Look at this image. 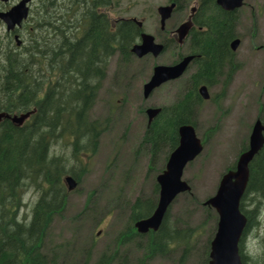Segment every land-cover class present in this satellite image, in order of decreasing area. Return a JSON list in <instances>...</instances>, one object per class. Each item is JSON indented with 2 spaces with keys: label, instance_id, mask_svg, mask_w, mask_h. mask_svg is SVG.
I'll use <instances>...</instances> for the list:
<instances>
[{
  "label": "trees",
  "instance_id": "1",
  "mask_svg": "<svg viewBox=\"0 0 264 264\" xmlns=\"http://www.w3.org/2000/svg\"><path fill=\"white\" fill-rule=\"evenodd\" d=\"M176 1L175 12L183 10L188 0ZM96 5H100L99 0ZM195 7L194 25L186 41L178 45L184 50L177 54L178 58L186 53L194 54L192 71L187 78L184 76L181 93L173 102L160 105L151 122L145 114L147 106L141 108L145 99L140 97V112L146 121L131 155L134 161L141 155L147 156L143 179L149 185L148 192L140 191L128 197L121 188L108 201L106 209L98 212L97 225L111 214L112 235L93 261L91 242L76 247L75 233L55 241L51 226L67 206L69 190L63 176L70 173L77 183L81 182L85 169L76 171L72 163L83 165L81 154L95 152L100 137L113 128L112 118L123 115L126 110L124 95L123 99L109 104L104 117H91L113 58L117 87H124L126 94L131 91L132 84L127 79L132 75L127 67L135 56L130 49L138 41L142 27L130 20H117L109 28L108 21L97 15L86 21H72L83 27L76 39L67 35L64 38L59 20L49 21L43 30L41 21L34 23L33 31L26 28V39L20 49H12L6 38H0V112L30 114L21 124L0 118V264H151L157 258L177 264H185L189 259L194 264H210V240L218 217L212 207L204 205L206 197L202 199L198 195L191 181L196 182L202 176L201 167H193L196 160L187 165L191 171L190 190L175 198L172 216L169 207L156 231L139 233L134 226L136 220L149 216L157 205L156 176L163 171L169 153L178 144V127L191 123L196 132H201L203 151L216 131L215 126L201 131L198 125L203 102L199 86L212 87L217 83L227 86L239 66L235 52L230 49L231 40L238 36V9L224 10L215 0H198ZM45 35L46 48L42 42ZM45 56L48 61L43 59ZM146 57L137 58L141 71ZM150 74L151 71L147 78ZM125 134L124 130L122 137ZM58 139L67 140L71 145L68 158L52 152ZM247 147L248 141L244 138L234 161L224 166L222 172L233 169L236 157ZM113 165L112 159L106 169L112 170ZM131 169L132 164L122 172L123 179L131 176ZM248 172L240 202L247 225L239 242V253L242 264H264V241L257 255L243 251L246 234L260 225L264 202V142L249 161ZM27 189L36 191L37 197L30 215L24 217L21 209ZM87 205L94 210L95 201ZM198 213V222L191 223ZM205 233L206 239L201 241ZM46 240L55 243L45 251Z\"/></svg>",
  "mask_w": 264,
  "mask_h": 264
},
{
  "label": "rangeland",
  "instance_id": "2",
  "mask_svg": "<svg viewBox=\"0 0 264 264\" xmlns=\"http://www.w3.org/2000/svg\"><path fill=\"white\" fill-rule=\"evenodd\" d=\"M14 1L10 0L6 5L9 7ZM111 2L112 7L108 11L110 16L114 18L135 17L141 20L143 23L142 30L153 34L155 39L159 41L160 37L162 38L187 19L190 9L197 5L198 0H188L183 10L174 12L166 21L164 32L159 28L157 7L166 4L167 0H111ZM32 7L34 8V5ZM53 11L58 12V10ZM238 13L240 20L237 25V37L240 39V43L234 52L239 66L232 74L227 86L219 83L212 87L207 86L210 96L208 99H203L198 116V125L201 131L213 126L216 127V131L210 137L205 150H202L194 159L196 162L193 167L196 169L201 167V172H199L202 174L201 179H197L196 182L192 180L188 166L183 172V179L189 185L188 178L193 184L195 183L196 191L202 199L215 192L223 173V167L234 161L240 142L244 138L248 141L255 120L260 118L264 121V0H244L243 5L238 8ZM4 32L5 26L0 22V38H5ZM24 34L25 41L26 29H24ZM181 51L184 50L172 43L162 54L156 57L146 55V60L143 62L145 68L142 71L137 57H134L127 67L128 72L132 75L127 79L132 84V89L127 94L124 87H117L115 83L118 81L114 77L115 58L108 65L106 77L91 111V117H104L109 104H112L116 99H123L124 95L126 110L123 115L117 114L112 118L114 126L100 137L95 152L86 151L81 154L80 160L83 165L72 163L73 169L76 171L81 169H85V171L81 182L68 191L65 211L54 220L51 226V237L55 241L70 238L75 233L77 237L76 247H82L91 242L93 244L91 261L97 257L112 235L111 214L104 217L97 225L96 222L100 217L98 212L106 209L108 201L121 188L128 197H133L140 191L148 192L149 185L143 179L146 172L147 156L141 155L134 161L131 155L132 146H137L146 121L140 112L142 84L148 79L147 76L154 64H169L176 59L177 54ZM191 71L192 66L189 65L181 80L168 81L156 88L147 99L142 97L145 99V104H141V108L142 106L165 105L176 100L183 89L184 76L187 78ZM124 130L126 134L122 137ZM196 133L201 139V132L197 131ZM70 151L71 145L67 144V140L59 139L52 150L54 154H60L67 158ZM112 159L114 162L113 169L107 170L106 166ZM131 164V176L123 179L122 172ZM67 175L71 174L66 173L63 179ZM64 183L67 187L65 180ZM36 197V191L25 190L23 194L24 205L21 209V214L24 217L30 215ZM174 200L169 206L170 216L175 211ZM90 201H95L94 210H90L87 205ZM199 215V213L195 214L191 223H197ZM76 227H79L78 230ZM206 236L205 233L201 241H205ZM53 240L50 243L46 240L45 251L49 250L55 243ZM263 241L264 202L260 214V225L250 229L246 234L243 251L257 255L261 251ZM151 264L177 263L168 259L157 258ZM185 264H194V261L189 259Z\"/></svg>",
  "mask_w": 264,
  "mask_h": 264
},
{
  "label": "water",
  "instance_id": "3",
  "mask_svg": "<svg viewBox=\"0 0 264 264\" xmlns=\"http://www.w3.org/2000/svg\"><path fill=\"white\" fill-rule=\"evenodd\" d=\"M8 1V0H1ZM224 10L233 11L243 5L244 0H215ZM29 0H19L7 10L0 11V20L5 24L6 30L11 31L18 27L28 16ZM176 6L175 0L167 5H159L160 27L163 29L165 21L171 16ZM195 6L190 9L187 19L181 22L176 31L177 39L182 41L193 26L192 14ZM137 25L142 26V21ZM17 38V37H16ZM20 41H18V44ZM240 43L238 37L230 42V48L235 51ZM164 50V44L157 42L153 34L142 31L140 42L134 43L131 52L137 57L145 55L158 56ZM194 54H187L179 61L172 64H155L149 78L142 84V97L148 98L152 92L163 83L179 78L184 74ZM203 99H208L210 94L205 84L198 88ZM159 106H148L145 109L147 121L151 120L160 111ZM29 112L8 114L0 112V118H8L16 124H21ZM264 125L257 119L248 137V147L241 152L236 161L235 167L224 171L219 179L215 192L204 200V205H209L217 213V224L215 233L210 241V264H242L239 253V242L245 232L247 217L240 209V202L245 193L248 182V164L257 150L264 142L262 131ZM179 140L177 146L169 153L165 168L156 176L159 185L158 201L153 212L134 222L139 233L156 231L177 195L190 190V185L183 179V172L186 165L193 161L202 151L203 143L197 136L195 127L191 123H183L178 127ZM64 180L67 182V189L76 187L77 181L72 175H67Z\"/></svg>",
  "mask_w": 264,
  "mask_h": 264
},
{
  "label": "flooded vegetation",
  "instance_id": "4",
  "mask_svg": "<svg viewBox=\"0 0 264 264\" xmlns=\"http://www.w3.org/2000/svg\"><path fill=\"white\" fill-rule=\"evenodd\" d=\"M18 1L19 0H15L8 7L6 4L9 3L10 0H8V1H1L0 0V4H2V6H0V7H2V8H0V11L9 9L12 5L17 3ZM99 1H100V5L95 6L97 0H29V2H28L29 10H28L27 18L24 19L18 27H15L11 31H7L6 27H5L4 35H5L7 44L12 49H20L21 46L25 42L24 41V37H25L24 29H26V26H27L29 31H33V25L36 21L42 22L41 27L43 30L44 28H47L49 26V21L59 20L61 22L60 25L63 27V30H64V38L67 35V36H73L75 39L81 36L83 27H82V24L72 22V21H78V22L80 20L86 21L90 18H93V16L99 15L100 17L105 18L108 21L109 28H112L114 21H117V20H130L136 24L138 21L141 22V20H138L135 17L114 18V17L110 16L109 12H108L110 10V8L112 7L111 0H99ZM172 1L173 0H167V3L164 5L170 4ZM175 2L177 3L176 0H175ZM33 5H34V8L32 7ZM51 5H53L55 7L51 8ZM90 5L91 6L93 5V7H91L89 9L90 10L89 11L88 7ZM175 9H176V6H175L172 14L175 12ZM53 10H58V12H54ZM235 10H237V9H235ZM94 12H96V14H92ZM172 14H171V16H172ZM158 17H159V15H158ZM166 21H165V25H164L163 29L161 27H159L162 32H164V30L166 28ZM0 22H2V21H0ZM159 23H160V21H159ZM178 25L173 30L166 33L162 38L160 37L159 41L156 40L157 42H161L164 44V50L162 51V53L167 49L169 44L173 43V44L178 46V45L183 44L186 41V39L188 38L189 33L186 35V37L184 39H182L181 42L178 41L177 31H176ZM137 26L139 28H141V26H139V25H137ZM30 34L32 35V33H30ZM36 37L39 40V36L36 35ZM140 40H141V31L139 33V37H138L137 42H140ZM18 41H20L19 44H18ZM42 42H43V44H45V48H46L47 42H48L46 35L42 36ZM187 54H191V53L183 54L180 58L176 57L175 61L172 63L179 61L183 56H185ZM134 56L137 57L136 55H134ZM137 58H139V57H137ZM43 59H46L48 61L47 56L43 57ZM172 63H169V64H172ZM259 120H260L261 124L264 125V121H262L260 118H259Z\"/></svg>",
  "mask_w": 264,
  "mask_h": 264
}]
</instances>
